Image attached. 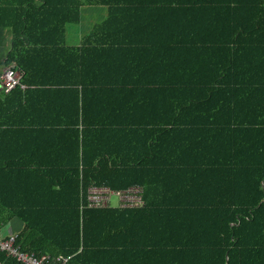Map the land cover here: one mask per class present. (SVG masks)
Here are the masks:
<instances>
[{
    "label": "trees",
    "instance_id": "obj_1",
    "mask_svg": "<svg viewBox=\"0 0 264 264\" xmlns=\"http://www.w3.org/2000/svg\"><path fill=\"white\" fill-rule=\"evenodd\" d=\"M103 5L68 47L81 8ZM6 32L0 76L22 77L0 92V237L19 220L22 251L65 264H264V0H0ZM149 33L170 71L153 90L86 81L91 39ZM88 96L127 120L87 123ZM134 186L142 207L87 206L91 187Z\"/></svg>",
    "mask_w": 264,
    "mask_h": 264
},
{
    "label": "crops",
    "instance_id": "obj_2",
    "mask_svg": "<svg viewBox=\"0 0 264 264\" xmlns=\"http://www.w3.org/2000/svg\"><path fill=\"white\" fill-rule=\"evenodd\" d=\"M143 8L157 12L161 7L149 5ZM110 11L111 8L104 5L82 7L81 21L74 28L73 38L68 37L70 25L66 28V45L71 48L82 49L81 47L87 43V36L92 30L109 19ZM118 15L113 13V20L125 19L123 16L117 17ZM0 41L2 42L0 45V62H2L10 47V33L6 32ZM90 41L94 45L87 47L89 68L84 75L87 82L96 83L97 91L109 92L112 89L116 93L151 91L153 90L151 85L160 82L161 76H170V71L164 74L161 70L162 60H164L161 55V50L164 48L162 36L149 33L139 36L93 38ZM219 42V38L211 36L207 43L216 44ZM171 43H173L171 49L167 48V50L169 53L172 52V58L168 61L174 60L175 47L173 46L177 43H186V41L177 40V37L173 36V40L169 44ZM86 90L89 94L93 91L92 87H88ZM0 92H2L1 79ZM100 103L104 105L105 102H100L96 97L88 96L87 123H123L127 120L118 111L107 114V116L105 113L98 115L101 110ZM20 222L17 223L16 219L13 220L8 226L10 227L9 231L3 232L1 237H8L21 231L23 224Z\"/></svg>",
    "mask_w": 264,
    "mask_h": 264
},
{
    "label": "built area",
    "instance_id": "obj_3",
    "mask_svg": "<svg viewBox=\"0 0 264 264\" xmlns=\"http://www.w3.org/2000/svg\"><path fill=\"white\" fill-rule=\"evenodd\" d=\"M21 73L14 66H9L1 75V90L10 93L21 82ZM143 188L139 186L131 187L124 191H113L107 187H91L87 193V206L90 208L111 207V197L116 195L119 198L121 208H139L144 204ZM17 234L8 237H0V251L8 257L14 258L20 264H65L66 259L55 258L51 261L47 256L37 258L34 254L24 252L16 245ZM1 264V263H0Z\"/></svg>",
    "mask_w": 264,
    "mask_h": 264
},
{
    "label": "rangeland",
    "instance_id": "obj_4",
    "mask_svg": "<svg viewBox=\"0 0 264 264\" xmlns=\"http://www.w3.org/2000/svg\"><path fill=\"white\" fill-rule=\"evenodd\" d=\"M76 27V25H70L69 27H68V37H71V38H73V36H74V28ZM119 204H120V202H119V198H118V196H116V195H114V196H112L111 197V201H110V206L111 207H118L119 206ZM16 222L18 223V222H20L19 220H16ZM21 223V222H20ZM10 225V224H9ZM9 229H10V227H8V228H6L5 230H4V233H7L8 231H9Z\"/></svg>",
    "mask_w": 264,
    "mask_h": 264
}]
</instances>
